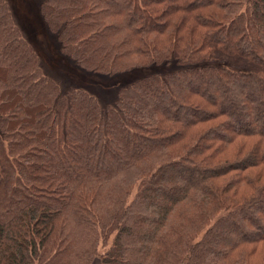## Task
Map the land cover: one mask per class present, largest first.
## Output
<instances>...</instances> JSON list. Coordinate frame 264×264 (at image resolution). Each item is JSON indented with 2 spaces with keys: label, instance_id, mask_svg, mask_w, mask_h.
<instances>
[{
  "label": "trees",
  "instance_id": "16d2710c",
  "mask_svg": "<svg viewBox=\"0 0 264 264\" xmlns=\"http://www.w3.org/2000/svg\"><path fill=\"white\" fill-rule=\"evenodd\" d=\"M39 11L86 68L130 53L179 67L130 83L115 106L59 94L0 0V264H264V0Z\"/></svg>",
  "mask_w": 264,
  "mask_h": 264
},
{
  "label": "rangeland",
  "instance_id": "374dc122",
  "mask_svg": "<svg viewBox=\"0 0 264 264\" xmlns=\"http://www.w3.org/2000/svg\"><path fill=\"white\" fill-rule=\"evenodd\" d=\"M5 1L13 23L19 29L24 40L33 49L41 72L56 82L59 94H65L74 88H82L88 93L93 94L101 107H106L107 105L115 106L118 94L124 91L123 89L130 83H133L145 75L152 73L164 75L170 71L177 70L179 67L178 63L176 64L172 60L155 64L150 62L141 64L143 63V59L130 53L124 58H121L120 62H116L115 66L112 67L110 71H100L92 67L86 68L60 50V44L56 39L55 31L47 27L45 20H43L41 16L39 11L40 0ZM241 65L248 68L251 67V69L255 68L245 62H241ZM196 82L199 81L197 80L195 83H192L190 90L193 93H201L207 100L211 101L214 98V89H210L212 92H209L206 87V92H204L198 89ZM213 86L216 88V85ZM252 96L253 98L259 97L255 93H253ZM177 110L178 109H176V111ZM262 110L264 111V107ZM181 112H183V110ZM189 115V118L192 116V118H196L202 116L203 113L194 112ZM259 116H261L264 121L263 112L260 113ZM204 123L206 122H203V124ZM257 138L258 136L255 135L239 136L230 143L231 145L228 147V151L224 150L223 153H227L225 155L230 157L242 144L245 143V145H247L249 139L252 141ZM109 244L110 241H108L104 247H108ZM103 249L104 248L100 247L99 251ZM90 264H101L100 257L95 255L91 259Z\"/></svg>",
  "mask_w": 264,
  "mask_h": 264
}]
</instances>
